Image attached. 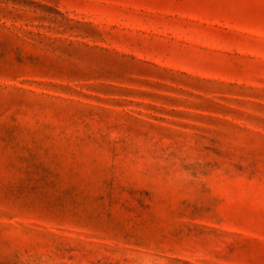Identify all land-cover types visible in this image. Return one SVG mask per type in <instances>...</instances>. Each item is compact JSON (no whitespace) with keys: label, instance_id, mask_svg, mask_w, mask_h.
<instances>
[{"label":"rangeland","instance_id":"rangeland-1","mask_svg":"<svg viewBox=\"0 0 264 264\" xmlns=\"http://www.w3.org/2000/svg\"><path fill=\"white\" fill-rule=\"evenodd\" d=\"M0 264H264V0H0Z\"/></svg>","mask_w":264,"mask_h":264}]
</instances>
